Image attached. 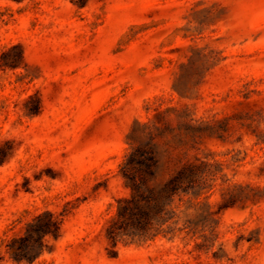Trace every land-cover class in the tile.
<instances>
[{
  "label": "rangeland",
  "instance_id": "obj_1",
  "mask_svg": "<svg viewBox=\"0 0 264 264\" xmlns=\"http://www.w3.org/2000/svg\"><path fill=\"white\" fill-rule=\"evenodd\" d=\"M0 264H264V0H0Z\"/></svg>",
  "mask_w": 264,
  "mask_h": 264
},
{
  "label": "trees",
  "instance_id": "obj_2",
  "mask_svg": "<svg viewBox=\"0 0 264 264\" xmlns=\"http://www.w3.org/2000/svg\"><path fill=\"white\" fill-rule=\"evenodd\" d=\"M155 164L154 157L152 155V152L149 150H145L142 147H137L133 152L130 153L129 159L126 163H124V166L122 167V170H127L129 168V172L132 173L131 182L136 183L135 177L137 176H144V175H152L151 169L153 165ZM190 168V166H186L183 169H181L175 176H173L166 184L165 189L168 193L175 194L179 190H186L184 187L185 185V179H186V170ZM143 181V180H142ZM26 237L19 238L21 241L20 244H23L26 239ZM18 239H13L11 243V247L14 248ZM16 252L14 254V258L16 260L21 258H28L26 256L27 254L23 252V250H20V248H15Z\"/></svg>",
  "mask_w": 264,
  "mask_h": 264
}]
</instances>
